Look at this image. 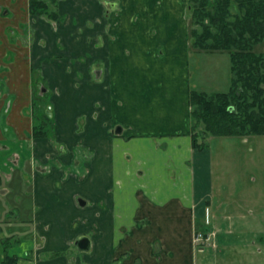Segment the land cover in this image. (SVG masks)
I'll use <instances>...</instances> for the list:
<instances>
[{
    "label": "crops",
    "instance_id": "1",
    "mask_svg": "<svg viewBox=\"0 0 264 264\" xmlns=\"http://www.w3.org/2000/svg\"><path fill=\"white\" fill-rule=\"evenodd\" d=\"M188 12L185 0H62L56 23L29 0H0V241L12 237L15 264H229L232 252L264 264V204L250 220L240 201L231 207L208 139L192 146L190 92L226 93L232 74L229 53L220 70L213 59L226 51L192 46ZM47 36L56 55L42 58L85 61L67 76L60 67L50 101L69 96L76 70L83 97L33 138V58ZM87 104L90 119L69 133L70 111ZM197 232L213 238L195 245ZM81 237L89 250L72 247Z\"/></svg>",
    "mask_w": 264,
    "mask_h": 264
},
{
    "label": "trees",
    "instance_id": "2",
    "mask_svg": "<svg viewBox=\"0 0 264 264\" xmlns=\"http://www.w3.org/2000/svg\"><path fill=\"white\" fill-rule=\"evenodd\" d=\"M210 1L188 0L189 12L192 9V46L198 50L228 52L232 80L226 93L190 92L192 146L199 150L207 147L208 136L264 135V54L254 49L264 42V0ZM54 2L29 0V11L56 20L58 15L49 12ZM47 102L44 98L33 99L34 138H45L54 130L46 110ZM200 126L201 131L197 130ZM5 259L11 263L2 264L16 262V258L5 256Z\"/></svg>",
    "mask_w": 264,
    "mask_h": 264
},
{
    "label": "rangeland",
    "instance_id": "3",
    "mask_svg": "<svg viewBox=\"0 0 264 264\" xmlns=\"http://www.w3.org/2000/svg\"><path fill=\"white\" fill-rule=\"evenodd\" d=\"M61 1L62 0H55L54 4L50 5V12H53L59 15V5ZM213 1L214 0H211L210 2H213ZM185 2L188 6L189 5L188 0H185ZM191 5L193 6V4ZM208 8L211 10L212 4H210ZM230 10L232 11V13H234L232 8H230ZM188 13L191 17L192 9ZM94 17L95 15L89 16L88 18L89 26L91 22L95 23ZM53 22L57 23L58 21L54 20ZM73 24L75 25L78 23L74 21ZM76 28L80 31L84 29L83 26H82V29L81 27H78V26H76ZM62 29H65V28L61 27V29H58V30L63 31ZM57 33L55 35H58ZM50 36L51 38L56 37L54 35H50ZM41 40L42 41L45 40L44 43H42L41 41V47H40L41 51L35 52L39 58L38 57L36 59L33 58V60L34 61L40 60L39 61L40 66L38 67L39 71L37 72L36 75L37 77L41 78L40 79L42 80L41 82L44 85H46V87L49 88L51 84L53 85L52 80L55 79V76L59 75L60 67L64 68L65 65L66 67H68V72L66 74L67 76L72 71L69 67V64L70 66L73 67L79 62L80 63L85 62L83 57L81 58L74 57L73 55H76V53H73V54L71 53L72 56H69L66 59H63L62 61H55L54 59H56V57H53L52 59L48 61L42 57L47 58V56L49 55H52V54L56 55V50H54L55 46L51 40L48 41V36L43 37ZM263 47H264V42L258 44L254 48L255 52L261 53L263 51ZM59 49L63 50V46H59ZM90 54L91 53H89V55ZM228 58H229L228 52H220V53H217L216 58L213 60H216L218 64L217 68L220 69L221 66L224 67L225 61L229 60ZM42 59H44V61ZM29 60L31 59L29 58ZM216 62H214L215 64L210 65L209 68H211L213 65L216 66L217 65ZM58 63H60L59 66H58ZM99 64L101 63L97 64L95 63V61H93V62L88 63L87 65L88 70L91 72V75L89 74L88 77L91 76L90 78H93V81H91V84L93 86H95L97 82H99L97 78V74H96L98 70L100 69L98 67ZM82 71L83 70H81V72L79 70L75 71L76 77H75V81H73L74 88L73 89L71 88L69 90L70 93L67 98L62 99V100L59 99V101L58 100L54 101L52 99L51 101H49L53 108V112L55 109L56 113L63 114L66 116L68 115L67 112H69L68 109L71 108V106L75 105V103L73 105V102L83 97L82 94H79L80 87H78L79 85H77L78 84L77 82L84 79L82 75L83 73ZM216 74L218 75V72H216ZM220 75H221L220 77H222L223 79L224 74L222 71ZM33 78L35 79V77ZM206 86L211 87L214 85L206 84ZM219 87L223 88V86H220V85ZM61 88L62 87H60L58 91H60ZM93 92L95 91L93 90ZM50 96L51 95H47L46 98L50 100ZM32 98L38 99L34 95V93H33ZM71 101H72V105H71ZM91 102H93L92 106L94 109H97L99 107V103L94 101V99ZM60 106H62L63 112L61 111L62 108ZM86 106L87 107H85L84 109L76 110L72 108V110L70 111L71 118L68 120L69 133L72 132L74 128L75 129L77 128V131L79 130L81 131V126L83 127L88 122V119H90L91 115H88V112H87L88 108L90 107V104H87ZM64 127H66L65 124H64ZM200 129H202V126H200ZM83 138L85 137L83 136L77 137V141L79 142V144ZM207 139H208V144L210 147V152L213 157L214 178L221 177L219 181L217 182V184H219L221 188L229 189L232 192V195L230 197L228 196V199H229L228 201L229 203L231 202V207H234L236 205V202L240 201L241 208L244 212H246L247 217L249 219L250 218L249 211H252L254 214V210L257 211L256 206H260V204L262 203L264 204V135H260V136L255 135V136H246V137H239V136L211 137V136H208ZM8 200H9V203L13 206L15 201L14 200L11 201L10 199ZM80 200L83 201V199L81 198ZM74 246L75 245H73L72 247ZM0 250H3L1 243H0ZM231 254H233L234 257H232ZM231 254H230L231 259L229 260V264H252L254 262L252 259H242V258L240 259L237 257V255L234 252H232ZM256 262L257 261H255V263Z\"/></svg>",
    "mask_w": 264,
    "mask_h": 264
},
{
    "label": "flooded vegetation",
    "instance_id": "4",
    "mask_svg": "<svg viewBox=\"0 0 264 264\" xmlns=\"http://www.w3.org/2000/svg\"><path fill=\"white\" fill-rule=\"evenodd\" d=\"M33 77H35V79H34V82H33V93H34V95L38 98V99H42V98H44V99H46V100H48V102H47V104H46V110H47V112H48V115L52 118V125H53V129H55V118H54V112H53V108H52V106H51V104H50V100L49 99H47L45 96H47V95H51L50 94V92H49V88L48 87H46V85H44L41 81L42 80H40L41 78L40 77H37V75H35V73H34V75H33ZM34 99V98H33ZM33 99H32V104H31V107H30V109H29V111H30V116H31V120L34 122V118H33V114H32V105H33ZM48 106V107H47ZM53 132H54V130H53ZM53 132H51L50 133V135L53 133ZM32 134H33V130H32ZM33 136V135H32ZM48 136V135H47ZM33 138H34V136H33ZM47 138V137H46ZM8 199H10L11 201L12 200H14V197L13 196H9L8 197ZM9 201V200H8ZM6 222V221H5ZM12 239V237L10 238V237H6V238H3L0 242H1V244H2V246H3V250H2V252L4 253V257H3V261H2V263H6V261H7V259H5V256L6 257H9V255H8V249H9V246H10V244H12L13 243V241L11 240ZM12 258H14V257H12ZM16 258V257H15ZM1 263V264H2Z\"/></svg>",
    "mask_w": 264,
    "mask_h": 264
},
{
    "label": "built area",
    "instance_id": "5",
    "mask_svg": "<svg viewBox=\"0 0 264 264\" xmlns=\"http://www.w3.org/2000/svg\"><path fill=\"white\" fill-rule=\"evenodd\" d=\"M213 238L212 234H207L205 232H197L194 235L193 242L195 245H202L205 243H209Z\"/></svg>",
    "mask_w": 264,
    "mask_h": 264
},
{
    "label": "water",
    "instance_id": "6",
    "mask_svg": "<svg viewBox=\"0 0 264 264\" xmlns=\"http://www.w3.org/2000/svg\"><path fill=\"white\" fill-rule=\"evenodd\" d=\"M80 205H84V201L79 200ZM75 246L80 250V251H87L89 250L90 242L87 237H81L75 242Z\"/></svg>",
    "mask_w": 264,
    "mask_h": 264
}]
</instances>
